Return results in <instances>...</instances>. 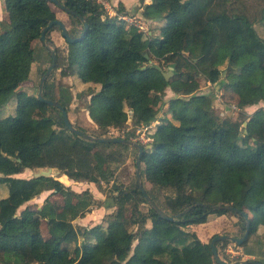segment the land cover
<instances>
[{"label":"trees","instance_id":"1","mask_svg":"<svg viewBox=\"0 0 264 264\" xmlns=\"http://www.w3.org/2000/svg\"><path fill=\"white\" fill-rule=\"evenodd\" d=\"M2 1L8 18L0 19V109L29 79L36 56H42L37 48L38 42L42 44L41 33L53 20L47 0ZM59 1L89 24L84 37L71 44L79 47L81 80L101 85L102 100L88 108L100 129L93 135L109 137L104 131L124 127L131 118L125 138L134 140L137 127L159 121L164 92L171 88L180 95L170 100L171 116L160 119L151 141L137 140L144 147L143 187L168 215H177L197 202L203 204L176 221L166 220L149 204L136 181L134 186L115 184L112 188L111 201L104 203L115 209L106 227L76 226L70 211L58 208L49 197L41 207H26L19 213L22 205L46 188L56 193L67 190L83 213L96 202L91 191L75 192L55 176H15L26 169L57 168L61 176L102 187L101 167L105 177H112L113 163L122 162L131 150L136 166L138 156L134 146L92 141L72 132L62 111L38 96L19 98L15 113L0 118V183L8 189V195L0 198V264H145L167 257L174 264H190L201 258L200 252L183 253L167 240L181 233L179 225L194 223L214 211H228L214 210V205H231L248 214L250 231L241 246L264 263L261 253L249 246L251 236L264 227V109L260 118L244 116L246 106L264 101V37L257 28L264 24V0H152L144 4L143 14L162 13L164 24L157 35L111 16L97 0ZM118 11L127 14L124 6ZM69 16V33L76 38L83 24ZM227 66L222 77V68ZM170 67L173 74L167 79L163 72ZM61 73L73 75L75 68L69 65ZM198 75L222 84L223 94L240 109L242 120L215 114L211 98L197 94ZM44 96L68 112L72 96L57 95L48 77ZM50 111L60 116H51ZM145 181L155 190L146 189ZM162 189L171 191L163 203L156 194ZM232 212L240 216L245 232L246 218ZM44 221L48 239L42 234Z\"/></svg>","mask_w":264,"mask_h":264},{"label":"rangeland","instance_id":"2","mask_svg":"<svg viewBox=\"0 0 264 264\" xmlns=\"http://www.w3.org/2000/svg\"><path fill=\"white\" fill-rule=\"evenodd\" d=\"M97 1L101 2L105 6L111 16L116 15L118 19L123 21L125 24L137 26L145 34H159L160 28L164 24V21L160 19L162 15L161 12V14L158 12H154L150 15V17L144 16V4L150 3L152 2V0H144V3L143 0H133L132 2H130L131 6L129 8L125 6L124 3L120 0ZM121 6L125 7L127 14L119 13L118 9L121 8ZM46 9L50 17H52L53 19H62L66 23L68 28L71 27L72 20L70 16L53 2L47 0ZM257 28L260 34L264 37V24L257 25ZM48 37V39L46 38L47 45L43 43L42 44L47 50L48 48H50L57 53V64L51 74L48 76L49 81L54 84V92L57 95H59L60 92H63L68 93L72 96L71 102L69 104L68 116L74 125L86 129V131L90 134L99 133V126L91 118L88 108L91 104L94 105L102 100L100 96H97L101 85L94 82H83L81 80V67L78 60L79 47L69 43L65 39L59 28L51 29L49 31ZM42 44L40 42H38L37 44V48H39L42 56H36L37 59H35L33 62V67L29 79L19 86L14 96L11 97L8 103L0 109V118L5 117L8 114L15 113L17 101L19 98L28 99L33 96H38L41 77L44 74H42V71L47 70L52 62L51 57L48 55L46 50L43 49ZM69 65H72L75 68V73L73 75H63L61 73V70ZM164 68L165 70H167L166 66H164ZM227 71H225V74L222 77H225ZM197 79L199 80L200 84V88L197 91V94L206 95L211 98L209 99V102L210 104H212L213 110L216 115L221 118L227 117L234 120H242L240 109L237 108L235 104L230 102V99L227 97V95L223 94L224 91L220 82L217 84H212L205 80V78L201 75H198ZM178 96L180 95H177L169 87L165 90L163 95L165 104L163 105L158 117L159 121L164 117L171 116L170 112H168L170 100ZM125 109H129L128 106H126ZM261 109H264V101H261L258 104L246 106L244 109V116H246L248 120H250L251 118H260ZM52 113H55L57 117L60 116L58 111H50L49 115L52 116ZM49 122H52L51 117L49 119ZM158 122L153 126L152 131H155L157 129ZM245 124L246 122L242 126H244ZM131 127L132 119L130 118L127 125L124 127H109L106 131H104V136L125 137V134L130 131ZM142 128L143 127L136 128L137 137L134 138L135 141H140L139 137H141L142 135ZM134 154L135 153L130 150L126 153L125 158L122 162L112 164V167L114 168V175L112 177H105V168L101 167L100 170L102 174V187H99L95 182H91L88 180H73L66 175L61 176L59 173L55 175L57 179L62 181L65 185L70 187V189L75 192L81 193L86 190L91 191L96 202L91 206L90 211H88L87 213H83L81 209L76 207L75 203L77 199L74 196L70 195L67 190L65 192L56 193L52 188H46L40 193L33 195L29 201H27L19 208L18 212L20 213L26 207H30L33 209L39 208L46 202V199L49 197L50 200L55 201L58 208H66L70 211L73 217V223L76 226L93 227L95 225L101 224L106 227L107 218L115 209V207L107 208V206H105V203L111 201V199H109V196L113 194L112 188L114 187V185L124 184L127 186H134L135 182L137 181ZM37 171L38 169H26L25 171L18 173L15 176L31 178ZM145 187L146 189H151L153 191L155 190L154 188H152L153 186L149 181H145ZM156 194L159 201L163 203L165 202L166 195L171 194V191L169 189H162V191H158V193L156 192ZM7 195V186L4 183H0V198L6 197ZM142 209L146 211L148 209L147 205L143 204ZM227 215L229 221L225 224L224 228H219V233L241 237L244 234V231L242 230L240 225V216L232 212L228 213ZM231 216L236 217L237 220L234 222V220H231ZM42 234L44 238H49L48 225L45 221L42 224ZM251 238L252 240L250 241L249 246L254 249H260V247H262V251H264V245L262 246L261 243L254 240L257 239V235H252ZM219 244V255L224 261L237 262L252 258L250 256H247L244 252V248L234 241L223 240L219 241ZM238 248H240V251L244 254H239Z\"/></svg>","mask_w":264,"mask_h":264},{"label":"water","instance_id":"3","mask_svg":"<svg viewBox=\"0 0 264 264\" xmlns=\"http://www.w3.org/2000/svg\"><path fill=\"white\" fill-rule=\"evenodd\" d=\"M53 2L55 5H57L59 8H61L65 13H67L68 15H74L77 18H79L83 24V30L81 32V34L76 37L73 38L70 33H69V28L67 27L66 23L62 20V19H53L49 22V24L43 29L42 33H41V41L43 44L47 45L46 43V33L47 31H49L54 25L59 26L63 36L65 37V39L69 42V43H77L79 40H81L84 35L87 33V31L89 30V24L87 23V21L84 19V17H82L79 13L75 12L74 10L70 9L69 7H67L65 4H63L61 1L59 0H48ZM48 50L51 52L52 55V62L50 64V66L47 68L46 72L43 74V76L41 77V81H40V85H39V91H38V97L41 101L47 103L50 106L53 107H57L62 111L63 114V119L64 122L66 124V126L74 133H77L78 135H81L89 140L92 141H98V142H119V143H124V144H128L131 146H134L138 149V156L136 159V180H137V184L139 186V188L141 189L144 197L148 200L149 204L161 215L162 218L166 219V220H170V221H176L179 218H181L186 212L190 211L192 208L203 204L202 202H197L195 204L190 205L189 207H187L186 209H184L183 211H181L180 213H178L177 215H168L166 214L160 207L159 205H157V203L151 198V196H149V194L146 192V190L143 187V182H142V175H141V157L143 155L144 152V147L141 143L133 140V139H127L125 137H100V136H95L93 134H90L84 130H81L79 128H77L69 119L68 116V112L66 111L65 107L63 105H61L60 103L53 101L51 99H48L44 96V84L45 81L47 79V77L51 74V72L53 71V69L55 68L56 64H57V53L54 50H51L50 48H48ZM146 57L148 56V54H145ZM156 67L159 68V66L157 64H154ZM229 69V66H227L226 68H224L222 70V76H224L225 71H227ZM164 76L169 79V77L173 74V67H170L169 71H165L163 72ZM59 173V170L57 168H48V169H42L37 171L34 174V177H39V176H55L56 174ZM212 208L214 210H228V211H235L240 213L242 216H244L247 220V226H246V231L244 232V234L241 237L235 236V235H228V234H221V235H217L215 236L212 241H211V248L212 251L214 253V256L217 260L218 263L220 264H264L262 261L259 260H255V259H251V260H243V261H237V262H227L224 261L218 253L217 250V246L216 243L218 241H223V240H230V241H234L236 242L238 245H241L247 238L249 231H250V220H249V216L246 212L238 210L237 208L231 206V205H214L212 206Z\"/></svg>","mask_w":264,"mask_h":264},{"label":"crops","instance_id":"4","mask_svg":"<svg viewBox=\"0 0 264 264\" xmlns=\"http://www.w3.org/2000/svg\"><path fill=\"white\" fill-rule=\"evenodd\" d=\"M120 1H122L124 5L129 8L131 6L130 2H132L133 0H120ZM7 16L8 13L4 8L3 1L0 0V19L7 20ZM97 96L100 95L97 94ZM230 212L232 211H225V212L214 211L207 214L204 218L194 223L179 225L178 228L181 231V233L174 236L171 239L168 238L167 243L173 247L181 249L183 253L188 252L189 254H192L193 250L197 249L200 252L201 258L191 262L190 264H220L217 262L214 253L212 251L211 241L215 236L221 235L219 233V228L225 227V224L229 221L227 214ZM231 217H232L231 220H234V222L237 220L236 217L233 216ZM256 235H257V239L254 240L263 244L264 227H260ZM219 245L220 244L218 241L216 243L218 253L220 251ZM261 249L262 247H260V249H255V250L257 253H261V258L264 259V251L260 252ZM246 255L252 257L251 259H255V260L257 259L253 254H246ZM251 259H247V260H251ZM145 264H174V259L170 257L164 259L153 258Z\"/></svg>","mask_w":264,"mask_h":264},{"label":"built area","instance_id":"5","mask_svg":"<svg viewBox=\"0 0 264 264\" xmlns=\"http://www.w3.org/2000/svg\"><path fill=\"white\" fill-rule=\"evenodd\" d=\"M101 3V2H100ZM157 122H158V120H157ZM157 122H153V124H151V125H149V126H144L143 128H142V135H141V137H139V139H140V141H142L143 143H148L149 141H151L152 140V138H151V134H152V130H153V126L155 125V124H157ZM159 123V122H158ZM146 133H147V135H146ZM238 252H239V254H244V253H242L241 251H240V248H238Z\"/></svg>","mask_w":264,"mask_h":264}]
</instances>
